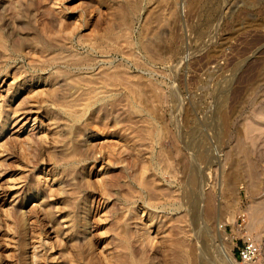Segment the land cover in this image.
Here are the masks:
<instances>
[{
  "label": "rangeland",
  "instance_id": "1",
  "mask_svg": "<svg viewBox=\"0 0 264 264\" xmlns=\"http://www.w3.org/2000/svg\"><path fill=\"white\" fill-rule=\"evenodd\" d=\"M243 215L264 264V0H0V264H244Z\"/></svg>",
  "mask_w": 264,
  "mask_h": 264
},
{
  "label": "built area",
  "instance_id": "2",
  "mask_svg": "<svg viewBox=\"0 0 264 264\" xmlns=\"http://www.w3.org/2000/svg\"><path fill=\"white\" fill-rule=\"evenodd\" d=\"M235 226L242 231V237L236 243L238 259L244 264H257L262 253V247L255 236L246 229V216H240Z\"/></svg>",
  "mask_w": 264,
  "mask_h": 264
},
{
  "label": "bare ground",
  "instance_id": "3",
  "mask_svg": "<svg viewBox=\"0 0 264 264\" xmlns=\"http://www.w3.org/2000/svg\"><path fill=\"white\" fill-rule=\"evenodd\" d=\"M28 117V116H27ZM225 253V256L227 258V261L229 264H239L236 260V258H234L230 252H224Z\"/></svg>",
  "mask_w": 264,
  "mask_h": 264
}]
</instances>
